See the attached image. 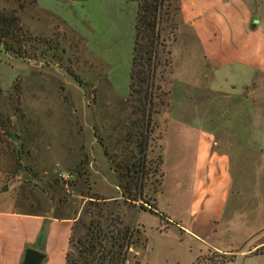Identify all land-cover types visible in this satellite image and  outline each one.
<instances>
[{"label":"rangeland","instance_id":"obj_1","mask_svg":"<svg viewBox=\"0 0 264 264\" xmlns=\"http://www.w3.org/2000/svg\"><path fill=\"white\" fill-rule=\"evenodd\" d=\"M177 3L165 0L162 6L143 186L140 198L129 200L121 191L124 184L132 189L125 169L138 156L131 122L137 114L127 100L136 0H0V9L18 15L27 37L21 54L0 45V205L71 203L75 219L66 264L84 259L87 225L99 221L104 228L116 214L120 222L109 229L127 227L132 241L121 264H134L129 247L141 241L144 227L152 235L161 210L186 213L190 151L196 138L212 137L221 125L222 136L214 137H227L222 144L232 185L220 216L201 234L204 242L231 248H204L194 264H224L230 257L227 264H264L254 249L241 252L264 240V143L257 142H264V72L240 90L234 70L216 71L211 84L227 93L211 96L212 121L193 117L202 112L195 108L183 110L188 119L178 121V79L184 65L197 61L193 52H184L193 42L180 29ZM250 3V21L261 27L264 0ZM240 91L260 115L241 105ZM179 151L183 162L176 169ZM215 178L224 182L219 173ZM150 205L160 211H150ZM103 243L108 246L109 237ZM174 249L183 258L180 242Z\"/></svg>","mask_w":264,"mask_h":264},{"label":"crops","instance_id":"obj_2","mask_svg":"<svg viewBox=\"0 0 264 264\" xmlns=\"http://www.w3.org/2000/svg\"><path fill=\"white\" fill-rule=\"evenodd\" d=\"M178 5L179 27L182 33L190 35L193 42V46H186L184 52H193L197 62H189L181 70L177 107L182 111L175 117L178 121L188 119L189 114L183 110L195 108L202 109V112L193 117L211 122V96L227 93L212 86L210 79L216 71L234 70L240 80V90L257 72H264V25L259 27L250 21L253 16L250 0H179ZM230 85L233 87L235 83L230 82ZM237 96L241 105L249 104L256 117L260 115L258 106L244 101L241 91ZM221 126L210 134L212 137L196 138L190 151L193 155L188 186L191 196L186 213H174L170 208L160 211L156 205L153 211H160L161 216L153 226L152 235L146 233L144 227L141 241L129 247L134 264H194L204 248L216 251L231 248L204 242L201 234L206 223L220 216L232 185L229 155L222 144L227 137H218L217 140L214 137L216 134L222 136ZM238 141L250 143L241 137ZM182 157L179 151V160L174 164L176 169L181 167ZM211 173L215 176L219 173L224 182L216 183ZM211 190H217V194L211 195ZM17 204L0 205V264H20L28 246L44 253L39 264H66L75 219L73 205L63 202L55 206L48 201L39 205L28 202L27 207L24 202ZM179 242L184 246L183 258L174 249ZM263 243L262 239L253 241L250 248L241 252L251 251ZM255 254L264 256V253Z\"/></svg>","mask_w":264,"mask_h":264},{"label":"trees","instance_id":"obj_3","mask_svg":"<svg viewBox=\"0 0 264 264\" xmlns=\"http://www.w3.org/2000/svg\"><path fill=\"white\" fill-rule=\"evenodd\" d=\"M165 0H136L137 7L134 15V37L130 54L129 82L127 100L130 101L131 112L136 113V117L131 120L135 125L138 156L130 164L126 165L128 180L132 182L124 184L125 192L121 195L129 200L140 198L142 181L145 173L143 171L145 161V148L150 128V113L153 108V87L156 66L159 63L158 47L162 45L159 38V23L162 18V6ZM179 0H177L178 2ZM21 5V4H20ZM179 10V5L175 6ZM163 12L166 13L164 10ZM25 32L22 30L19 17L13 11L0 9V45L6 50H12L16 54H21L20 44L26 40ZM169 52L168 50L166 51ZM167 62V58L164 59ZM130 132H128L129 134ZM105 152V151H104ZM133 179H135L133 181ZM137 180V181H136ZM143 206V205H140ZM153 211V206L147 207ZM104 228L99 221L91 226L87 225L90 235L87 243L82 247L84 259L81 264H121L126 256V250L132 242L129 240L130 232L127 227L117 228L116 232L109 229V224L119 223L117 214L113 216ZM109 237V245L105 246L103 239ZM254 253H264V244L254 249ZM66 253V261L68 260ZM81 255V253H80ZM232 257L226 258L230 261ZM213 264V262H211Z\"/></svg>","mask_w":264,"mask_h":264},{"label":"water","instance_id":"obj_4","mask_svg":"<svg viewBox=\"0 0 264 264\" xmlns=\"http://www.w3.org/2000/svg\"><path fill=\"white\" fill-rule=\"evenodd\" d=\"M11 138L15 139L16 135L12 134ZM2 188H5L3 185ZM44 257V253L33 247H25L23 257L20 264H39L41 259Z\"/></svg>","mask_w":264,"mask_h":264}]
</instances>
